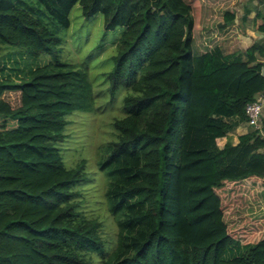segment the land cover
<instances>
[{
	"label": "trees",
	"instance_id": "16d2710c",
	"mask_svg": "<svg viewBox=\"0 0 264 264\" xmlns=\"http://www.w3.org/2000/svg\"><path fill=\"white\" fill-rule=\"evenodd\" d=\"M194 2L0 0V51L50 55L15 80L0 53V264H94L92 255L101 264H264V214L231 227L219 193L227 182L264 189V117L237 143L217 144L264 94V12L246 49L196 54ZM76 4L84 16L101 13L105 30L125 27L107 76L111 98L127 88L124 115L97 161L117 224L110 250L101 221L79 209L86 160L66 167L57 146L67 115L96 109L88 71L58 55L57 28L71 26ZM234 20L226 10L219 29ZM6 91L19 92L17 106Z\"/></svg>",
	"mask_w": 264,
	"mask_h": 264
},
{
	"label": "rangeland",
	"instance_id": "374dc122",
	"mask_svg": "<svg viewBox=\"0 0 264 264\" xmlns=\"http://www.w3.org/2000/svg\"><path fill=\"white\" fill-rule=\"evenodd\" d=\"M190 1L193 3L195 0ZM242 2L243 0H196L197 27L194 35L196 54L215 46L222 47L224 52L233 49L232 44L227 43L226 39L229 36L230 40L234 39L231 36L233 31H230L233 25L221 30L218 24L226 10L238 7ZM70 18L71 26L68 29L57 28L58 35L63 39L58 55L63 61L79 64L88 71L93 84L96 109L92 112L74 111L67 115L65 137L57 146L66 167L74 166L81 159L86 160L87 179L76 188L79 192V209L101 221V235L110 250L116 242L117 224L108 211L105 198L108 180L99 169L97 161L103 153V145L115 139L113 121L124 115L123 97L127 88L119 86L111 98L107 76L113 68L116 42L125 27L105 30L103 15L96 13L84 16L79 4L73 7ZM0 53L8 54L4 57L6 64L4 74L15 80L21 78L29 69L50 60L48 54L31 57L21 53L18 47L6 44L2 45ZM19 96L17 91H6L3 94L12 106L19 104ZM261 115L264 117V108ZM219 193L228 210L225 221L231 227L242 224L247 218L253 219L264 214V189L256 193L227 182ZM258 194L259 198L256 197ZM92 259L94 264H101L98 256L92 255Z\"/></svg>",
	"mask_w": 264,
	"mask_h": 264
},
{
	"label": "crops",
	"instance_id": "0c3cea01",
	"mask_svg": "<svg viewBox=\"0 0 264 264\" xmlns=\"http://www.w3.org/2000/svg\"><path fill=\"white\" fill-rule=\"evenodd\" d=\"M230 11L235 14L233 27L230 30L233 31L231 36L234 39L231 37L233 40H230V36L226 39L228 40L227 43L232 44L233 49L225 53L240 52L256 40L254 33L255 16L258 12H264V0H243L240 6L231 8ZM220 48L223 50L222 47ZM258 61L262 62V73L264 75V54L258 55ZM259 95L264 97L263 93ZM251 128L252 126L247 122L240 123L227 136L217 139L218 146L222 147L228 139L234 144L237 143L238 136L249 132Z\"/></svg>",
	"mask_w": 264,
	"mask_h": 264
},
{
	"label": "built area",
	"instance_id": "2783aa9c",
	"mask_svg": "<svg viewBox=\"0 0 264 264\" xmlns=\"http://www.w3.org/2000/svg\"><path fill=\"white\" fill-rule=\"evenodd\" d=\"M264 108V97L258 95L256 99L246 105L247 123L253 128H261L262 109Z\"/></svg>",
	"mask_w": 264,
	"mask_h": 264
}]
</instances>
